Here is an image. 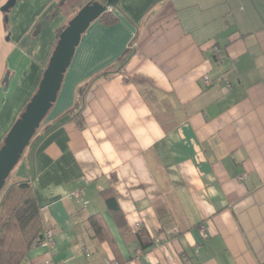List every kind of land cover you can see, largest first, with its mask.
<instances>
[{
  "label": "crops",
  "instance_id": "1",
  "mask_svg": "<svg viewBox=\"0 0 264 264\" xmlns=\"http://www.w3.org/2000/svg\"><path fill=\"white\" fill-rule=\"evenodd\" d=\"M66 1L4 12L0 0V146L89 0ZM105 13L117 19L82 33L12 172L53 230L21 264H264V0H118Z\"/></svg>",
  "mask_w": 264,
  "mask_h": 264
},
{
  "label": "water",
  "instance_id": "2",
  "mask_svg": "<svg viewBox=\"0 0 264 264\" xmlns=\"http://www.w3.org/2000/svg\"><path fill=\"white\" fill-rule=\"evenodd\" d=\"M15 2L16 0H7L1 11L6 12ZM117 2L118 0H89L60 32L36 91L6 133L0 146V192L29 140L55 102L64 73L82 33L107 9L115 7ZM4 80L6 84L7 75Z\"/></svg>",
  "mask_w": 264,
  "mask_h": 264
},
{
  "label": "trees",
  "instance_id": "3",
  "mask_svg": "<svg viewBox=\"0 0 264 264\" xmlns=\"http://www.w3.org/2000/svg\"><path fill=\"white\" fill-rule=\"evenodd\" d=\"M98 19L103 23L109 24L117 18L111 13H102ZM64 27L59 29L58 36ZM103 74L106 73L104 72L101 75ZM74 108L73 106L68 112L71 113ZM71 116L76 119V122L81 127L82 120L80 118V111L78 109L75 110L74 113H71ZM38 128L26 147L37 136ZM11 175L12 173L10 172L0 196V264H21L30 249L42 239V233L46 229L41 214V206L36 201L30 181L27 179H18L11 180L8 183ZM105 193L107 195L105 197L106 206L111 210L119 211L114 196L109 190H105ZM97 217L98 214L89 217L92 227L96 229L98 226L100 228ZM137 237L145 245L143 238L138 235ZM148 245L146 244V246Z\"/></svg>",
  "mask_w": 264,
  "mask_h": 264
},
{
  "label": "built area",
  "instance_id": "4",
  "mask_svg": "<svg viewBox=\"0 0 264 264\" xmlns=\"http://www.w3.org/2000/svg\"><path fill=\"white\" fill-rule=\"evenodd\" d=\"M204 81L207 82L208 81V77L204 76ZM75 194L78 196L79 195V191H76ZM43 236L42 239H40L36 244L38 245H34L33 247L36 246H44V247H51L53 242H52V238H53V230L52 229H45L43 231ZM44 264H57V263H53L51 260H45ZM105 264H119L117 261L113 260L110 262H107Z\"/></svg>",
  "mask_w": 264,
  "mask_h": 264
},
{
  "label": "rangeland",
  "instance_id": "5",
  "mask_svg": "<svg viewBox=\"0 0 264 264\" xmlns=\"http://www.w3.org/2000/svg\"><path fill=\"white\" fill-rule=\"evenodd\" d=\"M70 1H72V0H67V1L65 2V3H66V6H67V4L70 3ZM73 1H76V0H73ZM77 11H78V10H77ZM77 11H76V12H77ZM104 13H105V12H104ZM104 13H103V14H104ZM74 15H75V14H74ZM74 15H73V16H74ZM73 16L70 15L71 18H72ZM71 18H70V19H71ZM70 19H69V20H70ZM69 20H68V21H69ZM68 21H67V22H68ZM67 22H66V24H67ZM82 86H84V83L82 84ZM51 108H52V107H51ZM51 108L49 109L47 115L44 117V119H43L42 122L40 123V127L38 128V131L40 130L41 126H43V122H44L45 119L47 118L48 114L51 112V110H52ZM26 149H27V147L24 149V151H25ZM23 153H24V152H23ZM13 170H14V169H12L11 173L13 172ZM10 177H11V176H10ZM10 182H11V179H10V180L8 179V183H10ZM1 192H2V191H1ZM1 192H0V196H1Z\"/></svg>",
  "mask_w": 264,
  "mask_h": 264
}]
</instances>
